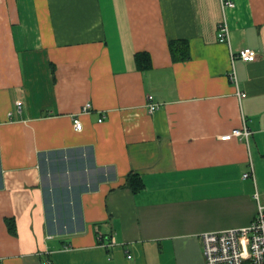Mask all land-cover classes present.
<instances>
[{
  "label": "crops",
  "instance_id": "crops-1",
  "mask_svg": "<svg viewBox=\"0 0 264 264\" xmlns=\"http://www.w3.org/2000/svg\"><path fill=\"white\" fill-rule=\"evenodd\" d=\"M235 2L222 43L220 0H0V264H206L201 234L251 224L264 194V0ZM179 40L190 59L175 62ZM244 125L249 141L221 138ZM78 148L115 175L78 198L68 184L63 208L40 157Z\"/></svg>",
  "mask_w": 264,
  "mask_h": 264
},
{
  "label": "built area",
  "instance_id": "built-area-1",
  "mask_svg": "<svg viewBox=\"0 0 264 264\" xmlns=\"http://www.w3.org/2000/svg\"><path fill=\"white\" fill-rule=\"evenodd\" d=\"M223 12V20L218 26V39L222 43H229L230 28L226 13L229 9L236 7L235 0H220ZM235 55L232 60L234 61ZM243 62L250 63L257 57L256 50L251 48L242 49L238 55ZM230 80L237 85V74L235 67L229 74ZM246 94L238 92L240 98ZM149 112L154 113L159 105L153 102V97L148 96ZM23 102H17V111H22ZM92 109V105L87 103L83 106L81 113H88ZM105 115L100 118V122L105 119ZM74 128L76 131L83 129V123L80 116H75ZM252 131L248 126L234 129L231 133L222 136L223 140H230L234 137L249 141ZM69 174V173H68ZM253 171L244 174V178L252 177ZM257 204V214L251 224L244 228H232L228 230L206 232L200 235L203 248V256L206 264H264V194L256 191L253 196ZM105 247L111 246L104 245ZM43 264H53L45 262Z\"/></svg>",
  "mask_w": 264,
  "mask_h": 264
},
{
  "label": "trees",
  "instance_id": "trees-1",
  "mask_svg": "<svg viewBox=\"0 0 264 264\" xmlns=\"http://www.w3.org/2000/svg\"><path fill=\"white\" fill-rule=\"evenodd\" d=\"M169 47L171 55L175 62L186 61L190 59L189 45L186 40L171 41L169 43ZM136 57L139 68L143 70L149 68L150 58L147 53L138 54ZM141 61L145 63L141 65ZM83 150L85 152V149L78 148L70 150H56L41 154L40 166L43 174L42 176L45 192L48 193L49 189H51L52 187L55 193H58L60 201L63 204V208L66 206L65 201H69V199L71 198L70 193L67 190L68 184L70 185V183H74V186H76L75 190L77 191L78 198L79 192L81 190H96L100 182L112 179L115 175L113 174V167L96 168L92 162V153H88L89 156L86 159H81L83 157ZM67 157H71L72 159H74L72 166H70V161H67ZM47 162L49 163V167L47 166ZM51 163H53L52 167L50 166ZM87 165L89 166L88 173L84 169ZM50 171L51 175L53 176L52 180L47 176ZM69 177L71 178V181L69 180ZM125 186L131 189L133 193H138L143 189L144 183L142 178L138 174L130 173L127 176ZM72 213H75L76 215H78V213L81 214V209L77 208V210L73 212L68 209H63L61 215L67 216L66 218H68V216L71 217ZM66 222L69 221L66 220L64 223H62V225L66 224Z\"/></svg>",
  "mask_w": 264,
  "mask_h": 264
},
{
  "label": "rangeland",
  "instance_id": "rangeland-1",
  "mask_svg": "<svg viewBox=\"0 0 264 264\" xmlns=\"http://www.w3.org/2000/svg\"><path fill=\"white\" fill-rule=\"evenodd\" d=\"M69 172V171H68Z\"/></svg>",
  "mask_w": 264,
  "mask_h": 264
}]
</instances>
